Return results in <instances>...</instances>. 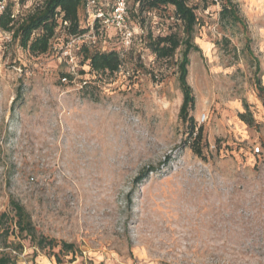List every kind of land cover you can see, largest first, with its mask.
Here are the masks:
<instances>
[{
  "label": "rangeland",
  "instance_id": "rangeland-1",
  "mask_svg": "<svg viewBox=\"0 0 264 264\" xmlns=\"http://www.w3.org/2000/svg\"><path fill=\"white\" fill-rule=\"evenodd\" d=\"M188 2L201 51L189 53L186 80L203 158L178 117L182 49L161 63L144 37L126 45L108 29L104 48L122 52L119 73L64 82V30L32 55L0 29L2 225L16 232L13 198L37 237L74 245L63 254L21 239L18 264H264V95L255 85L264 86V0H234L236 24L220 18V0ZM149 27L154 37L175 30L155 15Z\"/></svg>",
  "mask_w": 264,
  "mask_h": 264
},
{
  "label": "trees",
  "instance_id": "trees-1",
  "mask_svg": "<svg viewBox=\"0 0 264 264\" xmlns=\"http://www.w3.org/2000/svg\"><path fill=\"white\" fill-rule=\"evenodd\" d=\"M88 0H18L16 4L8 3L0 15V29L7 32L10 38L17 42L23 51L32 55H42L51 48V40L56 36L57 27L64 30L68 36L67 42L73 36H82L88 31L89 14L86 9ZM115 1V0H114ZM111 3V5L114 3ZM222 3L219 16L230 23H241L234 0H220ZM103 3V1H102ZM108 7H111L110 4ZM13 5L17 6L16 12L12 11ZM171 13H170V10ZM81 11L86 14L85 26L80 21ZM155 15L162 19H173L175 30L165 35L153 36L150 29L151 16ZM126 18L129 28L133 31L130 45L136 38L144 37L146 48L154 58L163 63L174 58L176 51L182 49L181 59L177 65L178 82L182 94V102L178 117L185 128L186 141L190 142V149L200 158H203L201 143L203 142V128L197 126L191 112L194 110L195 98L192 89L187 83V67L189 65V53L200 52V48L194 43V36L199 26V18L196 8L189 5L188 0H127ZM109 31L102 29L99 24L95 25V42L81 40L71 50L74 59V72L68 70L63 78L72 80L76 74H93L99 81L119 73L123 60L122 52L115 49L104 48L110 35ZM145 34V36H143ZM113 35L120 36L113 31ZM100 44H103L100 45ZM87 68V72L83 70ZM259 71V70H258ZM87 81L82 82V88ZM256 89L260 96L264 95V86L256 80ZM20 97L18 92L16 98ZM14 103V102H13ZM241 121L251 125L252 118L245 112L239 114ZM170 158L168 157V161ZM150 169V168H149ZM149 171L143 170L136 179V185L141 183ZM9 207L13 212L16 232H10L9 228L2 224L7 221V214L0 215V231L2 251L0 252V264H18L17 258L11 253H21L23 246L21 239H29L39 250L46 247L52 251L59 247V253L67 254L74 252V245L66 242L59 244L54 240L37 237L32 225L30 215L25 208L13 198L9 199ZM10 235H14L18 241H10ZM10 250V251H7ZM35 255V253H34ZM58 261L57 254H52ZM34 264V262H32Z\"/></svg>",
  "mask_w": 264,
  "mask_h": 264
},
{
  "label": "built area",
  "instance_id": "built-area-1",
  "mask_svg": "<svg viewBox=\"0 0 264 264\" xmlns=\"http://www.w3.org/2000/svg\"><path fill=\"white\" fill-rule=\"evenodd\" d=\"M7 6V0H0V15ZM86 9L89 14L88 31L82 36H73L63 48L62 55L65 57V61L68 64V68L71 72H74V59L71 50L81 40H87L90 43H94L96 39L95 25L99 24L102 29L112 30L116 32L120 39L126 44L131 43L133 31L129 28L126 12H127V0H115L111 7L104 5L102 0H88L86 3ZM10 40V36L7 37ZM62 81H67L63 78ZM205 120V116H202L201 121ZM260 153L259 147L254 148V155Z\"/></svg>",
  "mask_w": 264,
  "mask_h": 264
}]
</instances>
